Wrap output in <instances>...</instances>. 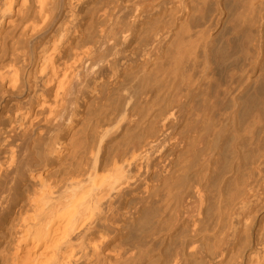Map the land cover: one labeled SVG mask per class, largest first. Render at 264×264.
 Masks as SVG:
<instances>
[{
	"label": "bare ground",
	"instance_id": "6f19581e",
	"mask_svg": "<svg viewBox=\"0 0 264 264\" xmlns=\"http://www.w3.org/2000/svg\"><path fill=\"white\" fill-rule=\"evenodd\" d=\"M0 264H264V0H0Z\"/></svg>",
	"mask_w": 264,
	"mask_h": 264
}]
</instances>
